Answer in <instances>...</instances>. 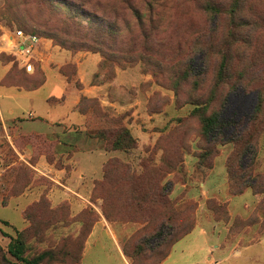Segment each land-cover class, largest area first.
Listing matches in <instances>:
<instances>
[{
	"label": "rangeland",
	"instance_id": "1",
	"mask_svg": "<svg viewBox=\"0 0 264 264\" xmlns=\"http://www.w3.org/2000/svg\"><path fill=\"white\" fill-rule=\"evenodd\" d=\"M47 70L80 120L45 133L27 99L0 109V264H26L20 232L42 264H264V0H0V104ZM214 111L243 140L210 142Z\"/></svg>",
	"mask_w": 264,
	"mask_h": 264
},
{
	"label": "crops",
	"instance_id": "2",
	"mask_svg": "<svg viewBox=\"0 0 264 264\" xmlns=\"http://www.w3.org/2000/svg\"><path fill=\"white\" fill-rule=\"evenodd\" d=\"M46 81L45 83L36 89L33 90H18L13 88L6 87V91L3 92L2 98H5L4 101L1 102V111H5L6 115H16V99H27L30 104V110L35 113L37 117H35V122H37L36 128L38 132H51L54 126V123L51 122H68L69 124H74L75 122L80 120V117L72 111L74 105L78 101V98L81 94L80 92H75L71 89L70 83H68L64 77L60 76L57 72L47 70L46 71ZM44 87L49 88V93L45 95H41V89ZM28 92L25 95L16 94L17 92ZM55 98H61L60 101H55ZM7 99V100H6ZM52 99V100H51ZM75 117H72V116ZM47 129V130H46ZM46 133V132H45ZM198 225V224H197ZM106 225L102 220H98L94 225L92 231L90 232L85 248L84 255L87 252H90L92 246L97 242L100 237V232ZM195 229V227L193 228ZM192 229V230H193ZM112 230V229H111ZM192 230L183 236L180 240L176 241L180 242L191 234ZM174 243V244H175ZM173 244V245H174ZM217 246V245H212ZM171 256V252L168 254L166 259ZM165 259V260H166Z\"/></svg>",
	"mask_w": 264,
	"mask_h": 264
},
{
	"label": "trees",
	"instance_id": "3",
	"mask_svg": "<svg viewBox=\"0 0 264 264\" xmlns=\"http://www.w3.org/2000/svg\"><path fill=\"white\" fill-rule=\"evenodd\" d=\"M238 9H239V7H235L231 10H229V9H226V10L218 9L217 7H214V6L211 7V10H213L215 13H217V15H219V13L224 12V13H226V15H230V16H236L237 15L236 10H238ZM240 18L242 19L243 17H240ZM242 20L246 22L245 18H243ZM232 24H233V29H234V33H235V30L238 27V25L235 23V18H233ZM227 53H228V51L225 52L226 55H227ZM218 75H219V77L223 78L225 75V71L218 73ZM202 122H203L204 133L210 142L226 143V142H237V141L243 140V131H241V129L239 128V124L237 122H235L234 120H224L221 117L220 111H214L209 116L204 117ZM232 126L237 127V129H235V131L233 133H231L230 135L226 136L224 133V130L226 128L232 127ZM249 149H250V146H248L247 151ZM251 165H252V163L247 164L243 168L249 169V168H251ZM228 167H229V171H230V176L232 178L238 177L237 176L238 172H237V170H235V167L233 164V156H231L229 161H228ZM240 178H242V177H240ZM260 180L264 181V177L263 176L260 177ZM245 183H246V186L250 185L249 183H247V181H245ZM244 186H245L244 183H242L241 185L238 186L237 190H241V188H243ZM191 230H188L183 235L177 237L174 240L173 244L176 241H178L179 239H181L183 236H185L187 233H189ZM21 235H22V233L20 232L19 236L14 241H12V243H10V245H9V252L13 256H15L18 260H20L26 264H42L43 261L47 257H50L53 254V251L45 250L42 253H40V254L32 257V258H28V257L24 256V254H23V252H24V249H23L24 241L22 240ZM169 253H170V251L168 252V254ZM168 254L166 255V257L168 256Z\"/></svg>",
	"mask_w": 264,
	"mask_h": 264
},
{
	"label": "built area",
	"instance_id": "4",
	"mask_svg": "<svg viewBox=\"0 0 264 264\" xmlns=\"http://www.w3.org/2000/svg\"><path fill=\"white\" fill-rule=\"evenodd\" d=\"M17 37L20 38L22 41L20 42L21 46L24 47V45L27 42H34L38 40V37L31 34H25L22 30L17 31ZM29 50V49H28Z\"/></svg>",
	"mask_w": 264,
	"mask_h": 264
}]
</instances>
